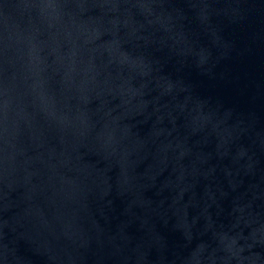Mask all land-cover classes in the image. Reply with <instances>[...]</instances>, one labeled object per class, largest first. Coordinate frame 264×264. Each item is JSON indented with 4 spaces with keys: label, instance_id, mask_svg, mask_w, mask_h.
Instances as JSON below:
<instances>
[{
    "label": "water",
    "instance_id": "1",
    "mask_svg": "<svg viewBox=\"0 0 264 264\" xmlns=\"http://www.w3.org/2000/svg\"><path fill=\"white\" fill-rule=\"evenodd\" d=\"M0 264H264V0H0Z\"/></svg>",
    "mask_w": 264,
    "mask_h": 264
}]
</instances>
